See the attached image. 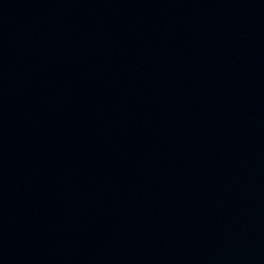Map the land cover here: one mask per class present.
Here are the masks:
<instances>
[{
	"label": "water",
	"instance_id": "95a60500",
	"mask_svg": "<svg viewBox=\"0 0 264 264\" xmlns=\"http://www.w3.org/2000/svg\"><path fill=\"white\" fill-rule=\"evenodd\" d=\"M0 264H264V0H0Z\"/></svg>",
	"mask_w": 264,
	"mask_h": 264
}]
</instances>
